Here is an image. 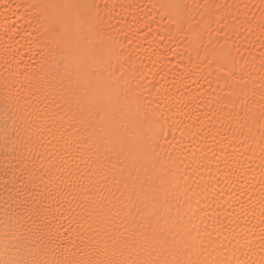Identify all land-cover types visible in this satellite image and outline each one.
Segmentation results:
<instances>
[{
	"label": "bare ground",
	"instance_id": "1",
	"mask_svg": "<svg viewBox=\"0 0 264 264\" xmlns=\"http://www.w3.org/2000/svg\"><path fill=\"white\" fill-rule=\"evenodd\" d=\"M0 264H264V0H0Z\"/></svg>",
	"mask_w": 264,
	"mask_h": 264
}]
</instances>
